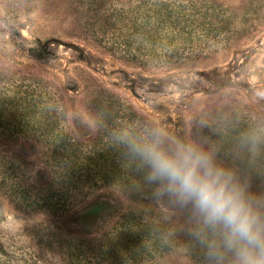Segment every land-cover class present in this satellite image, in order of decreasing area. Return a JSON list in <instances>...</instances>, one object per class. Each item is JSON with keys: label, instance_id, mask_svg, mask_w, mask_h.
<instances>
[{"label": "rangeland", "instance_id": "obj_1", "mask_svg": "<svg viewBox=\"0 0 264 264\" xmlns=\"http://www.w3.org/2000/svg\"><path fill=\"white\" fill-rule=\"evenodd\" d=\"M19 1L0 4V80L38 105L0 122V264H217L213 250L235 264L219 228L212 250L185 249L178 232L207 225L164 182L146 187L143 207L116 188L118 207L103 210L90 189L58 191L45 141L60 132L91 149L134 130L140 148L194 149L264 221V0ZM107 95L139 122L106 129ZM154 205L170 217L151 218Z\"/></svg>", "mask_w": 264, "mask_h": 264}, {"label": "trees", "instance_id": "obj_2", "mask_svg": "<svg viewBox=\"0 0 264 264\" xmlns=\"http://www.w3.org/2000/svg\"><path fill=\"white\" fill-rule=\"evenodd\" d=\"M9 1L10 0H0V4L5 9H7V3H9ZM4 82L5 87H0V122L3 120L5 121L6 119L9 121H24V119H28L26 116L27 114H21L30 113V110L26 111L23 109L33 108V106L36 107V105H38V100H36L33 95L29 94V91L21 90L18 87L15 88L13 86L14 84H10V80ZM99 103L101 117H98V121L105 125L106 129L108 128L110 122L115 120L121 121V125L117 126L118 128L123 127L126 122L128 126H130V124L134 125L135 123L139 122L136 117L129 118L125 115L124 108L126 107L120 100L117 102L119 103L118 107L120 108L114 110L116 106H113L114 108L111 106L113 101L110 99V95H107L105 100H99ZM12 107L16 108L10 110V114H8V110ZM31 111L35 112V110ZM60 135V132H57L54 141H50L48 139L45 141L54 147L52 152L57 164V172L55 175L58 179V191L63 192L65 187L66 189L64 191H68L71 186H74L75 188L82 186V189H90L91 192L98 193L96 194L97 199L94 202L96 203L97 207L102 210L118 207L116 199L113 197V191L115 188L124 192L126 196L132 200L136 207H143V205H145V200L147 198L143 197H147V193L150 192L145 190L146 187L159 188L157 184H162L164 182L160 191L162 190L161 192L166 193L164 190L167 183L166 181H161L159 179H149V174L151 171L150 166L144 161L142 156L139 155L137 151H135V149L140 148V142L137 137V133L134 130H128L126 134L122 131L119 134L116 133L113 136L110 135L108 142L102 144L100 142V145L97 148L91 149H89L88 145L82 144L81 147L77 144H74V142H69L68 140L60 138ZM94 142L97 143L99 141ZM91 164L95 168V174H93V176L90 175ZM86 170H88V173L85 176ZM78 194H82V191L80 190L77 192V195ZM86 195H89L88 192ZM171 196L168 195V199ZM173 197L175 198V196H172V199ZM95 203L93 204L95 205ZM253 203L255 202H252L251 204ZM163 204L165 207L166 204ZM192 205L193 204L189 202L186 207L192 209ZM90 206L91 205L85 207L83 211H86ZM155 206L157 205L152 206L153 208L149 206L152 211L150 212L151 218L153 215H155L157 219L162 216L163 218L170 217V211L167 215L163 214V210H161V213H157V209L154 208ZM82 213L83 212H78L77 214L80 215ZM199 219H201L200 216ZM132 220L135 219L133 218ZM132 220L129 221L133 222ZM200 224L204 225L203 223ZM165 225L166 223L163 225H158L156 229L163 235L168 236V226H166L167 228L165 229ZM131 227L132 224H129L128 230ZM187 230L188 229H182L178 232L179 238L183 236L186 238L187 246H185V249L187 251L192 250L191 247L194 244V248L195 246L197 249L203 247V250L208 252L217 245L218 239H220L218 238L220 233H217L216 229L213 230L208 225L206 228L202 227L200 229L202 234L200 236L197 233L192 234L190 231L187 232ZM124 231H127L125 227ZM171 235H175V232Z\"/></svg>", "mask_w": 264, "mask_h": 264}, {"label": "clouds", "instance_id": "obj_3", "mask_svg": "<svg viewBox=\"0 0 264 264\" xmlns=\"http://www.w3.org/2000/svg\"><path fill=\"white\" fill-rule=\"evenodd\" d=\"M135 151L150 166L149 179L166 181L168 194L181 204L191 202L205 225L222 231L224 247L234 253L235 264H264V221L238 187L221 180L222 173L208 155L190 148L169 155L156 146ZM210 257L219 264L218 251H211Z\"/></svg>", "mask_w": 264, "mask_h": 264}]
</instances>
